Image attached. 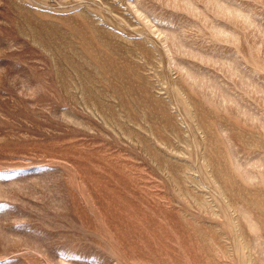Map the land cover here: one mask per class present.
I'll return each instance as SVG.
<instances>
[{
  "label": "rangeland",
  "instance_id": "1",
  "mask_svg": "<svg viewBox=\"0 0 264 264\" xmlns=\"http://www.w3.org/2000/svg\"><path fill=\"white\" fill-rule=\"evenodd\" d=\"M0 264H264V0H0Z\"/></svg>",
  "mask_w": 264,
  "mask_h": 264
}]
</instances>
